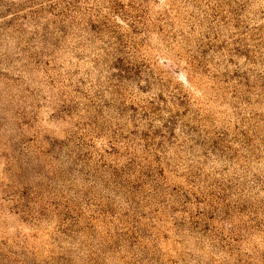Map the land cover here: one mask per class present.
Wrapping results in <instances>:
<instances>
[{
  "label": "rangeland",
  "instance_id": "obj_1",
  "mask_svg": "<svg viewBox=\"0 0 264 264\" xmlns=\"http://www.w3.org/2000/svg\"><path fill=\"white\" fill-rule=\"evenodd\" d=\"M0 264H264V0H0Z\"/></svg>",
  "mask_w": 264,
  "mask_h": 264
}]
</instances>
